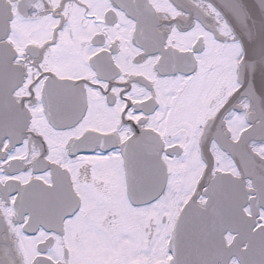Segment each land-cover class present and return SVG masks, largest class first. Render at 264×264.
<instances>
[{
  "label": "snow or ice",
  "instance_id": "obj_1",
  "mask_svg": "<svg viewBox=\"0 0 264 264\" xmlns=\"http://www.w3.org/2000/svg\"><path fill=\"white\" fill-rule=\"evenodd\" d=\"M0 264H264V0H0Z\"/></svg>",
  "mask_w": 264,
  "mask_h": 264
}]
</instances>
